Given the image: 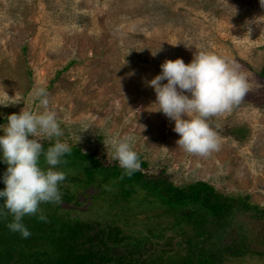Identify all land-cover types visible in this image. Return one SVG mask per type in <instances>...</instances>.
Returning a JSON list of instances; mask_svg holds the SVG:
<instances>
[{"label": "rangeland", "instance_id": "374dc122", "mask_svg": "<svg viewBox=\"0 0 264 264\" xmlns=\"http://www.w3.org/2000/svg\"><path fill=\"white\" fill-rule=\"evenodd\" d=\"M227 2L0 0V100H20L0 106V123L22 108L37 111L30 93L42 83L49 108L61 121L59 139L94 155L100 164L119 166L102 142L119 132L135 137L134 149L145 163H140V170L149 178L167 179L175 186L205 181L227 197H242L264 207V86L258 75L264 64V21H259L264 20V8L259 0ZM256 17L259 22L249 23ZM196 49L234 62L249 77L250 86L239 105L209 118L219 149L207 156L186 153L176 145L174 121L151 111L157 107L152 104L155 92L146 84L160 72L165 59L180 57L188 63ZM85 122L93 126L81 132ZM40 142L45 147L51 141ZM77 173L74 170L71 176ZM64 183L71 189L67 180ZM146 196L145 190L127 196L126 202L107 209L109 217L101 215L105 208L91 207L90 199L81 196V203H76L80 209H71L73 201H62L59 205L67 208L61 210L54 203L51 213L59 209L66 219L80 218L92 222V227L99 215L104 224L120 225L126 240L117 254L129 251L137 264L154 259L165 263L161 258L171 264L179 253L198 252L200 242L226 249L223 264H264V256L257 254L264 251L259 218L236 213L223 234L207 224L213 238L206 231L194 247L187 242L196 237L194 227L185 221L183 227L174 228L173 212L162 204L151 207L144 201ZM180 211L187 215V209ZM159 229L167 231L158 234ZM242 236L244 253L232 256L234 247L242 248Z\"/></svg>", "mask_w": 264, "mask_h": 264}, {"label": "clouds", "instance_id": "9594fccd", "mask_svg": "<svg viewBox=\"0 0 264 264\" xmlns=\"http://www.w3.org/2000/svg\"><path fill=\"white\" fill-rule=\"evenodd\" d=\"M225 3L228 4L227 0ZM259 5L264 8V0H259ZM259 21L256 17L249 23ZM159 50L152 55H157ZM146 84L155 92L152 104L157 107L151 111H160L174 121L173 131L178 134L176 145L186 153L199 156L219 149V138L209 118L231 111L250 88L249 77L238 70V65L200 49H196L188 63L180 57L165 59L160 72ZM30 95L38 105L37 111L22 108L19 113L8 114L4 118L6 122L0 123V163L6 164L0 174L4 185L0 188V215L10 213L7 228L23 238L30 235L23 218L36 215L41 203L60 201L59 185L65 180V173L56 166L62 165L64 157L72 151L67 142L59 139L63 135L61 121L49 108L46 87L38 83ZM18 102L19 99H9L6 103L0 100V106ZM90 126L93 125L83 123L81 132ZM41 139L51 141L50 145L45 148ZM102 142L107 155L110 151L111 159L123 169L122 175L130 177L140 169L139 156L134 149L135 137L115 132ZM41 157L47 167L41 165ZM38 219L46 217L41 214Z\"/></svg>", "mask_w": 264, "mask_h": 264}, {"label": "trees", "instance_id": "16d2710c", "mask_svg": "<svg viewBox=\"0 0 264 264\" xmlns=\"http://www.w3.org/2000/svg\"><path fill=\"white\" fill-rule=\"evenodd\" d=\"M258 75L262 79L264 86V64L258 72ZM71 148V153L64 157L65 162L62 165H58L59 168L72 167L85 171L88 176L105 174L110 179L113 177L117 179L118 182L116 183L121 187L126 197L138 190H145L147 196L144 201L151 207L153 204H162L173 212L172 215H175L177 219L174 228L183 227L182 224L185 221L194 227L196 237L187 240L194 247L206 231H209L211 233L210 238H213V232L210 228H207V224H210L212 229H216L223 234L228 229V225L231 224V219L229 220V218L234 214L236 215V213H249L259 218L264 226V207L246 202L242 197H227L223 193H220V191H216L212 185L205 181H197L186 186H175L167 179L149 178L140 169L130 177L124 176L122 175L123 169L119 168V166H105L100 164L94 155L84 153L76 146ZM140 163L142 166H145L144 162ZM65 178L67 179V175H65ZM0 203L2 204V201ZM52 206V203H41L38 213L31 216V222L39 221L38 216L41 214L46 217L45 220H40L38 223L26 226L30 234H32L31 238L17 236V232H13L11 235H4L5 233L0 234V259L4 255H12V252L20 246V250L17 249L22 254L19 264H109L107 262V253L105 257L104 253L99 256V249L95 248V245H98V239L103 243L105 242L104 238L100 234L99 236L98 233L91 236L85 234L83 236L84 239L79 241L77 239L79 227L73 226L71 222H64L63 226L58 230L57 227L61 224H56L57 221L55 219H57V216L51 213ZM191 207L196 208L193 211H189ZM180 209H187V215L181 213L182 210L180 211ZM164 231L167 230L163 229L161 231L159 229L158 234L161 232L163 234ZM35 233L40 236L39 238H41L44 246L37 252H32V239ZM111 233V236L118 237L117 240L121 239L119 238V230L116 227L111 229ZM104 237L107 236L104 235ZM239 242H241L240 245L242 248L234 247L231 253L232 256H239L242 252L244 253L243 247L245 246V239H243V236L240 237ZM198 245L200 246L198 247V252L191 250L189 253L183 255L179 253L177 260H172L171 264L224 263L226 249H220L217 243H214L210 247L202 245L201 242ZM144 247L142 245V248ZM258 252L257 254L264 256V251ZM128 253L130 252L128 251ZM169 259H172V257L169 256ZM159 261H165V263L156 262L154 259L149 264H167L164 258L159 259ZM117 264L137 263L131 261L129 254H126Z\"/></svg>", "mask_w": 264, "mask_h": 264}, {"label": "flooded vegetation", "instance_id": "af4514ba", "mask_svg": "<svg viewBox=\"0 0 264 264\" xmlns=\"http://www.w3.org/2000/svg\"><path fill=\"white\" fill-rule=\"evenodd\" d=\"M40 162L42 166L47 167V165H44L42 157H41ZM5 168H6V164L0 163V174L3 173ZM62 169H64L63 172L67 175V179L65 178V180H67V183L70 184L71 189H68L67 187L68 185L65 184L64 181L62 182L63 184H62V187H59V191L60 193L63 191V193L61 195L60 201L58 202V204H56V206L59 205L62 201H65V202L73 201L75 203L72 204L71 209L78 210L80 209V206H78L76 203H81L80 199L78 198V196H81L83 198L90 199L91 207H93L94 205L95 207H98V208H105L106 212L101 213V215L107 217L108 216L107 209L109 211V208L112 205H115L117 202H120V201L126 202L127 197L125 196V194H123L124 192L121 190V187L116 183L118 182L117 179L113 177H111L110 179L105 174H95V175L93 174L91 176H88L85 171L83 170L81 171L76 168L74 169L72 167L70 168L63 167ZM74 170L80 171V173H77V175L75 174L72 177L71 175ZM0 185H1V188L4 186L2 182H0ZM115 187H118L117 194L114 193ZM79 188L81 189L80 191H78ZM53 204L54 203H52V205ZM58 207L61 210L67 208V206L63 207L60 205ZM52 214H55L57 216V219H55L57 221L56 224H61L60 226L57 227L58 230L60 229L61 226H63L64 222H71L73 226L79 227V231L77 234V239L79 241H82L84 239L83 236L85 234L86 235L89 234L90 236L96 235L97 233L98 235L100 234L104 238L105 242L101 243L100 240L98 239L97 241L98 245H95V248L99 249V256L102 253H104V257H105V254L107 253L106 254L107 262H109V264H117L119 263L120 259H122L123 256H125L126 254L130 255L128 251L127 253L123 252L120 255L117 254V248L120 247L126 240V238L124 237L122 233V228L120 227V225L115 224V223L104 224L99 215L97 220L94 222L95 225L93 227L95 226L97 227L96 228L97 231H95L93 227L91 226L92 222L91 223L85 222V221L83 222V220L80 218L76 220L66 219L64 214L62 213L59 214V209L54 210ZM30 218L31 216H25L23 218V222H25L26 226L40 222V220L39 221L36 220V222L34 221L31 222ZM10 220H11L10 213L5 212L3 215H0V234L5 233L4 235H11V233H13L6 226ZM113 227H116L119 230V238L121 239L117 240L118 237H115L114 235L111 236L112 234L111 229ZM104 235H106L107 237H104ZM17 236L22 237L19 233H17ZM31 237H32V234H30L27 238H31ZM39 237L40 236L37 233L34 234V237L32 239L33 243L31 246L32 252H37L42 246H44L41 238ZM19 248L20 246L17 247L18 250H20ZM17 249L14 252H12V255L10 254L4 255L0 259V264H19V262L21 261L22 254L18 252Z\"/></svg>", "mask_w": 264, "mask_h": 264}]
</instances>
